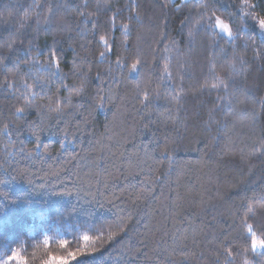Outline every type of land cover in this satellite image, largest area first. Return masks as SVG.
Returning a JSON list of instances; mask_svg holds the SVG:
<instances>
[{
    "label": "trees",
    "instance_id": "trees-1",
    "mask_svg": "<svg viewBox=\"0 0 264 264\" xmlns=\"http://www.w3.org/2000/svg\"><path fill=\"white\" fill-rule=\"evenodd\" d=\"M175 2L182 4L187 0ZM217 2L220 8L218 15L226 18L227 11L232 10L233 0ZM32 3L33 0H0V41L16 30L24 9ZM120 3L126 4L128 0H120ZM256 3L257 11H264V0H256ZM141 4L142 13L146 16L160 14L156 0H141ZM188 6L192 8L194 5L189 3ZM186 14L187 9L183 12L168 10L169 35L177 41L186 33L181 25ZM150 27L146 19V39L153 48L162 49L163 45L156 44L159 39L158 30L148 31ZM35 28L34 20L25 24L21 36L23 44H18L19 51L10 55L7 61L9 66L13 64L12 56L24 57L29 41L34 49L38 47L42 52L47 51L53 42L52 33L35 31ZM250 30L256 31L255 26ZM116 35L119 37L120 33ZM56 38L60 39L58 36ZM72 55L69 51L65 63L70 65ZM169 55L172 56L169 71L173 74L175 84L191 90L204 83L205 77H209V84L216 82L211 79L209 58L203 49L194 57L195 63L190 66L191 79L186 76L180 79L185 75L182 67L185 57L174 49ZM251 56L249 51V63L243 67L237 66L238 80L241 92L247 89L259 100L264 98V60L253 61ZM163 63L161 60L155 69L160 75H165L162 72ZM231 71L228 61L217 63L215 72L222 78ZM149 78L159 82L158 76L150 74ZM66 83L71 84L72 80ZM134 83L132 81L121 87L119 95L122 99L116 102L115 107L109 105L107 109L93 111L91 114L85 111L82 116L75 114L66 117L52 114L41 116L39 110L23 117L14 116V106H21L15 100L19 93L0 88V261L5 260L12 249H16L19 259H13L9 264H47L53 258L56 264H157L153 252L155 242L160 241L164 230H173L175 221L169 218L166 228H162L157 224L162 218L159 204L149 200L147 204L141 202L137 205L134 203L135 189L128 185L139 187L138 181L149 175V166L159 168L160 171L156 173L159 175L168 170V163L165 161L158 165L148 160L141 165L145 169L144 176L127 181L124 178L127 174V158L136 154L132 155L134 161L137 157L143 160V144L155 133L161 146L165 135L176 139L178 144L173 170L164 178V193L169 200H175L177 192L183 197L180 203L184 204L186 210L177 227L181 231L189 230L190 226L203 230L202 243L200 247L192 249L196 255L187 264H223L224 257L220 255L218 259L216 245H210L209 242L222 231L225 234L233 231L234 225L236 231H239L244 216L241 198L254 194L259 197L264 193V163L255 158L241 160L240 149L243 148L246 153L247 148L246 138L236 134L239 127L236 131H229L219 141L213 139L217 136V130L215 127L208 128L207 121L208 110L218 95L216 90L205 89L198 95H192L190 91L189 94H182L183 99L177 108L165 98L171 90L162 86V96L154 103V109L157 113L165 114L162 120H167L166 110H170L175 123L168 121L159 128L152 125L142 130V124L138 122L140 118L134 120L125 111L131 108ZM17 87L23 90L22 83ZM55 90L52 89L53 92ZM66 94L60 92L61 96ZM37 103L40 101L37 100ZM252 106L250 104L249 108ZM255 109L259 126H264V112H261L258 103ZM250 115V111L245 116L237 110L234 120L247 122ZM156 118L152 117L153 120ZM216 119L222 120V114L217 115ZM25 120L29 124L35 122V126L29 127L24 124ZM85 120L87 124L83 122ZM5 124L9 125L7 129H4ZM34 133L40 136V148L35 147L37 141ZM117 140L119 147H113ZM120 153H124L123 160L117 158ZM250 164L253 166L250 167ZM156 195L159 196V188ZM200 200L204 201L203 211L200 209ZM189 202L196 207H189ZM163 216H168L167 209L163 211ZM121 220L126 222V231L118 233L109 241V233L118 231L117 226ZM248 223L257 226L264 224V214L258 213ZM51 231H58L70 242L57 247L50 243V250L45 255L33 259L31 240ZM85 233L91 237L87 242L83 240ZM145 237H148L146 248L140 243ZM165 239L167 243L161 244V248L172 251L175 247L176 251L170 259L174 260V264H185L181 245L173 244L171 236ZM21 241L23 246L17 248ZM86 244L89 251L91 247L99 251L82 255ZM136 248L141 249V254L132 257L130 252ZM144 252L152 259H146ZM233 264H239V259Z\"/></svg>",
    "mask_w": 264,
    "mask_h": 264
},
{
    "label": "snow or ice",
    "instance_id": "snow-or-ice-1",
    "mask_svg": "<svg viewBox=\"0 0 264 264\" xmlns=\"http://www.w3.org/2000/svg\"><path fill=\"white\" fill-rule=\"evenodd\" d=\"M189 3H193L194 6L189 8ZM156 4L159 6L160 14L146 16L142 13L141 0H128L126 4H121L120 0H33V3L24 9L16 30L0 41V88L19 93L15 100L21 106H14L13 115L23 117L36 110H39L41 116L47 114L62 117L75 114L82 116L85 111L91 114L93 111L107 109L109 105L115 107L116 102L122 99L119 95L121 87L135 81L131 108L125 111L126 114L132 115L134 120L136 117L140 118L138 122L142 124L143 130L149 129L152 125L159 128L168 121L175 123L170 110H166L167 120H162L161 117L165 114L157 113L154 109V103L162 96V86L171 90L170 95L165 98L177 108L183 99L182 94H189L190 91L192 95H198L205 89L216 90L218 95L208 110L207 121L208 128L215 127L217 130V136L213 139L219 141L229 131H236L239 127L236 134L246 138L247 148L246 153L243 148L240 149L241 160L255 158L264 163V126H259L255 109V104L258 103L261 112H264V98L257 100L247 89L241 92L237 69L238 65L243 67L249 63L247 59L249 51L252 53L251 60H264V11H257L256 0H233L232 10L227 11L226 18L218 15L220 8L217 0H187L182 4L176 3L175 0H156ZM185 9L187 14L181 20V25L186 29V33L177 41L175 37L169 35L168 10L183 12ZM146 19L151 25L148 31L158 30L159 39L156 44L163 45L162 49L153 48L151 42L146 39L144 33ZM32 20L36 25L35 31L52 33L53 42L46 52H42L38 47L34 49L32 42L29 41L28 47L24 50V57L12 56L13 64L9 66L7 61L10 55L19 51L18 44H23L21 36L24 26ZM253 25L256 29L254 32L250 30ZM117 32L120 33L119 37L116 35ZM57 36L60 39H57ZM173 49L185 57L182 65L185 75L180 77L181 80L185 76L188 79L192 78L190 66L195 63L194 57L203 49L209 58L211 79L216 82L209 84V77H205L204 83L191 90L175 84L173 74L169 71L172 59L169 54ZM69 51L73 53L70 65L65 63ZM161 60L164 61L162 72L165 75L155 71ZM222 60L228 61L232 69L231 72L225 73L223 78L215 72L217 63ZM65 68L67 71H64ZM150 74L158 76L159 82L150 79ZM69 79L72 80L71 84L66 83ZM21 83L22 91L17 87ZM57 84L59 87H56ZM53 88L56 89L55 92L52 91ZM61 91L67 94L61 96ZM37 100L40 103H37ZM250 104L253 105L251 109ZM237 110L245 116L251 112L247 122L234 120ZM220 114L223 119H216ZM153 116L157 118L153 120ZM83 122L88 123L86 120ZM24 124L29 127L35 126V122L29 124L27 120ZM8 127V124L4 125V129ZM77 130L79 131V126ZM42 132L43 129L41 134ZM34 135L37 141L35 147L40 148L42 146L40 136L35 133ZM64 135L67 136L66 131ZM113 147H119V140ZM177 147L176 139L169 135L163 137L161 146L156 134L153 133L147 143L143 144L144 159L137 157L134 161L132 155L136 154H132L126 163L127 174L124 176L126 181L144 176L145 169L141 165L146 164L148 160L158 165L165 161L168 163V170L159 175L156 174L160 171L159 168L149 166L147 168L149 175L138 181L139 187L128 185L135 189L134 203L137 205L141 202L147 204L149 200L159 204L162 218L157 224L162 228H166L169 218L175 221L173 230H164L160 241H154L153 252L157 264H174V260L170 258L173 257L176 248L173 247L172 251L161 248V244L167 243L166 237L171 236L173 244L181 245V255L184 256L185 264L196 255L192 249L200 247L202 243V229L197 230L190 226L189 230L181 231L177 227L186 210L184 204L180 203L183 197L177 192L176 199L169 200L164 193V178L173 170ZM117 158L123 160L124 153H120ZM252 166L250 164V167ZM158 188L159 196L156 195ZM188 206L196 207L191 202ZM241 208L244 209V216L239 231H236L234 225L233 231L227 234L220 232L209 244L216 245L218 259L220 255L224 257L223 264H233L237 259L239 264H264V224L257 226L255 223H248L249 220H254L258 213L264 214V193L259 197L255 194L251 197H242ZM165 209L168 210L167 217L163 216ZM200 209L205 210L203 200H200ZM117 228L118 231L109 233V241L118 233L126 231V222L121 220ZM155 234L152 233L153 236ZM90 239L87 233L83 235L84 241ZM147 239L148 237H145L140 241L145 248ZM96 251L99 249L95 247H91L89 251L86 244L81 254ZM140 254V248L130 252L132 257H139ZM144 256L146 259H152L148 257L147 252H144ZM13 259H19L16 249H12L2 264H9Z\"/></svg>",
    "mask_w": 264,
    "mask_h": 264
},
{
    "label": "clouds",
    "instance_id": "clouds-1",
    "mask_svg": "<svg viewBox=\"0 0 264 264\" xmlns=\"http://www.w3.org/2000/svg\"><path fill=\"white\" fill-rule=\"evenodd\" d=\"M32 241V257L35 259L37 256H43L45 255L49 250V245L53 247L57 246H63L65 245V241H67V244L70 242L65 236L59 234L58 231H51L46 234H44L42 237L38 239H33ZM23 246V241L17 244V248ZM18 253V252H17ZM0 264H2V261H0ZM47 264H56L55 258L52 260L47 261Z\"/></svg>",
    "mask_w": 264,
    "mask_h": 264
},
{
    "label": "rangeland",
    "instance_id": "rangeland-1",
    "mask_svg": "<svg viewBox=\"0 0 264 264\" xmlns=\"http://www.w3.org/2000/svg\"><path fill=\"white\" fill-rule=\"evenodd\" d=\"M182 1H186V0H182Z\"/></svg>",
    "mask_w": 264,
    "mask_h": 264
}]
</instances>
